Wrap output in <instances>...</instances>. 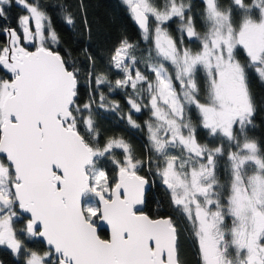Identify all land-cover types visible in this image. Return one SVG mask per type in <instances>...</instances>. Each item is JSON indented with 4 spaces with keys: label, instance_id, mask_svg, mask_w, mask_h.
I'll return each mask as SVG.
<instances>
[{
    "label": "snow or ice",
    "instance_id": "1",
    "mask_svg": "<svg viewBox=\"0 0 264 264\" xmlns=\"http://www.w3.org/2000/svg\"><path fill=\"white\" fill-rule=\"evenodd\" d=\"M122 3L140 39L122 35L112 49L113 80L87 47V71L53 47L56 9L77 26L67 6L0 0V247L17 264H186L191 238L199 264H264L251 87L264 83V0ZM13 6L23 10L15 26ZM80 11L90 43L83 0ZM116 91L127 112L109 98ZM113 114L147 131L146 155L105 134L100 120Z\"/></svg>",
    "mask_w": 264,
    "mask_h": 264
},
{
    "label": "trees",
    "instance_id": "2",
    "mask_svg": "<svg viewBox=\"0 0 264 264\" xmlns=\"http://www.w3.org/2000/svg\"><path fill=\"white\" fill-rule=\"evenodd\" d=\"M42 2L53 5L63 4L77 17V26L73 28L63 22L59 9L53 12V24L60 38V44L54 48H58L62 54H65V49L71 51L72 57L77 59L78 64L87 71V60L83 55V50L87 47L88 51L96 58L97 68L109 72L110 78L114 80L118 73L107 67L112 49L119 42L122 35L126 34L133 41L140 39L138 30L128 16L124 4L120 0H83L87 18L93 27L92 39L89 43L87 37L81 35L83 25L81 23L80 0H42ZM193 2L197 3L198 0H193ZM17 14H23V10L20 7L13 6L9 14V22L12 26H15ZM171 27L175 31V23ZM198 30L202 31L203 29L198 28ZM192 46L196 47V45ZM144 47L145 45L141 41V48L143 49ZM0 75H4V73L0 71ZM251 87L258 105H261L255 117L256 128L252 134L258 139H264V83H260L253 77ZM81 98H86L83 85L81 86ZM109 98L119 101L123 111L127 112L128 106L122 92L116 91ZM147 118V112L134 115V119L141 124ZM100 125L106 135H123L132 143L138 155L144 156L147 154L146 130L131 129L125 121L118 119L115 114L101 119ZM200 136L202 142H204L206 134L201 131ZM109 170L111 171V166H109ZM154 195L156 199L163 197L167 201V194L160 187L155 188ZM144 211L149 214H155L156 204L154 201H150L145 206ZM101 235L106 236V233L101 231ZM181 256L186 264H199L197 246L193 239L187 238L185 240ZM0 260L6 261V264H17L18 258L12 256L3 247H0Z\"/></svg>",
    "mask_w": 264,
    "mask_h": 264
},
{
    "label": "water",
    "instance_id": "3",
    "mask_svg": "<svg viewBox=\"0 0 264 264\" xmlns=\"http://www.w3.org/2000/svg\"><path fill=\"white\" fill-rule=\"evenodd\" d=\"M101 231L105 232V233H106V235L108 234V230H107V228H106V227H102Z\"/></svg>",
    "mask_w": 264,
    "mask_h": 264
},
{
    "label": "rangeland",
    "instance_id": "4",
    "mask_svg": "<svg viewBox=\"0 0 264 264\" xmlns=\"http://www.w3.org/2000/svg\"><path fill=\"white\" fill-rule=\"evenodd\" d=\"M122 2V0H120ZM56 45H54L53 47H55ZM146 137H147V131H146ZM199 258V257H198ZM199 263V262H198Z\"/></svg>",
    "mask_w": 264,
    "mask_h": 264
}]
</instances>
